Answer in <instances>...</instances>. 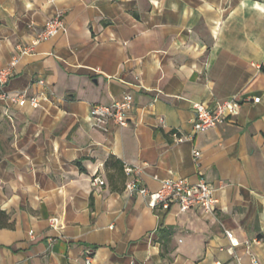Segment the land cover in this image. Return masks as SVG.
<instances>
[{"label":"crops","instance_id":"1","mask_svg":"<svg viewBox=\"0 0 264 264\" xmlns=\"http://www.w3.org/2000/svg\"><path fill=\"white\" fill-rule=\"evenodd\" d=\"M59 10L67 32L24 54ZM14 60L7 91L49 100L0 101V264H83L87 249L96 264H264V0H0V67ZM126 94L129 126H93V104ZM235 97L237 117L176 142L193 103ZM126 166L152 192L155 175L204 178L218 209L154 210Z\"/></svg>","mask_w":264,"mask_h":264},{"label":"built area","instance_id":"2","mask_svg":"<svg viewBox=\"0 0 264 264\" xmlns=\"http://www.w3.org/2000/svg\"><path fill=\"white\" fill-rule=\"evenodd\" d=\"M48 2H57L59 0H47ZM68 30L65 11L59 10L56 15L45 22L43 29L32 41L30 47L23 50V53L30 52L35 45L42 41H46L56 37L61 33H66ZM17 60H14L9 67H0V101L7 106L17 104L25 106L29 104L33 108L42 106V102L48 101L49 97L45 91L39 94L29 96L26 93H11L7 91L6 85L13 75V68ZM259 71L264 72V61L256 65ZM39 84L44 85L45 81L40 79ZM245 99L235 97L231 100L217 103L214 109H209L204 103H193L195 111V119L193 122L194 134L179 137L174 134L176 142H184L192 140L195 134L208 131L217 127L226 121L237 117ZM255 102H259L260 98L255 97ZM134 106V97L132 94L124 95L121 101H116L111 105L93 104L91 107L90 117L93 126L106 130L107 125L111 122L126 127L130 125V113ZM194 156L198 162L201 157L199 150H194ZM126 173L129 177L126 189L129 195L140 194L143 197L149 198V204L154 210L171 211L177 208L180 213H186L191 209H202L207 215H214L218 209L219 199L215 196L213 186L204 178L199 179L196 183H191L185 178H166L161 179L158 175L154 178L160 182V188L157 191H150L146 186L142 185V175L144 167L126 166ZM105 181L100 178H95L92 181L93 186L103 185ZM50 225L58 229L59 220L56 217L49 219ZM33 233V231H31ZM227 237L233 245H239L235 241L234 235L230 231H226ZM249 245L250 241H246ZM257 264V262L255 261ZM83 264H96L94 251L87 249L85 251Z\"/></svg>","mask_w":264,"mask_h":264}]
</instances>
